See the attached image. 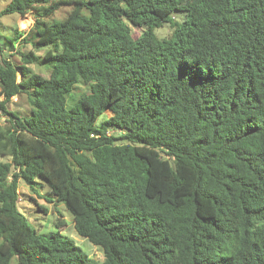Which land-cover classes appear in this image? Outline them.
Masks as SVG:
<instances>
[{
  "label": "trees",
  "instance_id": "16d2710c",
  "mask_svg": "<svg viewBox=\"0 0 264 264\" xmlns=\"http://www.w3.org/2000/svg\"><path fill=\"white\" fill-rule=\"evenodd\" d=\"M28 13L0 36V264H264V0H9L0 17ZM20 183L103 261L63 220L39 232Z\"/></svg>",
  "mask_w": 264,
  "mask_h": 264
},
{
  "label": "rangeland",
  "instance_id": "374dc122",
  "mask_svg": "<svg viewBox=\"0 0 264 264\" xmlns=\"http://www.w3.org/2000/svg\"><path fill=\"white\" fill-rule=\"evenodd\" d=\"M9 0H0V10H2L7 4ZM71 11L70 7H64L59 11L55 12L54 16L49 19H46L47 22H51L54 20H62L65 18L68 13ZM30 20V22H29ZM33 19L32 14L28 13L25 16H17L13 15H4L0 17V36L1 37H11L13 34V30L17 29L22 34H25L29 28L32 26ZM23 25V26H22ZM133 35L136 36L138 34V30L136 28H132ZM171 33V29L169 26H164L161 29L156 30V34L159 38L168 37ZM0 41H3L0 38ZM22 41L18 40L16 43V49L27 51L26 48L29 46H24L21 44ZM43 51L35 52L37 55H42ZM6 58L10 61H15L16 63L19 60V56L17 53H3L2 58ZM33 72L41 74L43 77L47 78L48 73L47 71L40 66L32 67ZM83 88L82 86H80ZM80 91L82 89H79ZM8 109L12 111H16L18 113H25L28 109L27 102L23 97H14L11 102L8 104ZM107 116L111 114L109 112L106 113ZM101 118L98 119L97 125H99ZM20 193V200L18 203V209L21 213H23L30 222L36 227L39 232H50L55 230L54 226L58 221H64L65 226L62 227V232L71 238H73L78 245H80L88 254L89 256L97 261L102 262L104 259L103 252L100 248L92 245L86 239L79 237L74 228H73V219L71 215L66 211V209L61 204L47 203L45 198L49 196L48 188L43 185L42 188L38 189V193L32 192L26 185L20 183L19 187ZM34 200V201H33ZM37 204L44 206L47 208V214L44 215L35 205Z\"/></svg>",
  "mask_w": 264,
  "mask_h": 264
},
{
  "label": "bare ground",
  "instance_id": "6f19581e",
  "mask_svg": "<svg viewBox=\"0 0 264 264\" xmlns=\"http://www.w3.org/2000/svg\"><path fill=\"white\" fill-rule=\"evenodd\" d=\"M29 22H30V20H29ZM23 26V25H22Z\"/></svg>",
  "mask_w": 264,
  "mask_h": 264
}]
</instances>
